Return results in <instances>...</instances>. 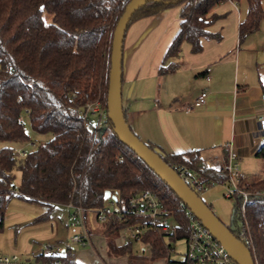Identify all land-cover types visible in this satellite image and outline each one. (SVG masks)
Returning a JSON list of instances; mask_svg holds the SVG:
<instances>
[{
    "label": "trees",
    "instance_id": "obj_1",
    "mask_svg": "<svg viewBox=\"0 0 264 264\" xmlns=\"http://www.w3.org/2000/svg\"><path fill=\"white\" fill-rule=\"evenodd\" d=\"M128 1L0 0V230L13 197L45 205L46 215L55 204L68 202L96 211L108 200L104 191L115 197L112 201L119 208L131 193L148 188L171 215L170 232L164 234L149 226L134 240L139 248L133 250L129 238L118 246L110 243L109 248L115 255L125 256L126 264H151L159 258L169 260L170 242L186 238L185 206L119 141L107 113L101 120L83 117L84 105L94 100L100 101L107 112L110 42ZM222 1L154 0L132 14L128 25L163 8L181 5L178 30L165 50L159 75L177 67L163 63L178 53L182 41L189 43L190 51L195 53L201 49V37L218 38L205 27L215 17L210 11ZM245 1L246 13L238 24L239 40L256 30L264 19L261 0ZM261 90L264 96V85ZM22 114L27 116L34 133L49 134V138L20 158L13 146L29 139ZM144 143L169 167L191 169L204 183L222 184L227 180L226 153L222 165L214 169L205 166L197 149L164 154ZM255 156L264 159V143ZM16 170L17 184L13 181ZM239 186L251 195L243 207L240 198L233 197L232 223L227 228L237 237L241 232L249 241L247 248L254 264H264V178L249 183L240 178ZM254 191L257 194H252ZM147 223L143 217L119 216L115 211L102 223L101 234L114 238L127 226ZM38 258L81 264L68 245L56 255Z\"/></svg>",
    "mask_w": 264,
    "mask_h": 264
},
{
    "label": "crops",
    "instance_id": "obj_2",
    "mask_svg": "<svg viewBox=\"0 0 264 264\" xmlns=\"http://www.w3.org/2000/svg\"><path fill=\"white\" fill-rule=\"evenodd\" d=\"M180 9L181 5L163 8L126 28L121 60L126 123L141 141L161 153L199 150L206 167L219 168L226 153L227 162L236 164L243 178L260 159L255 152L264 143L258 130V118L264 114V19L239 40L246 1L218 3L210 11L213 21L205 27L218 38L201 37V49L195 53L182 41L178 53L163 63L177 67L159 75L165 50L178 30ZM202 89L207 91L204 103L188 108ZM94 232L90 246L83 248L93 255L90 264H126L125 256L110 251L101 231ZM122 232L113 238L114 246L123 242ZM167 263L159 258L151 264Z\"/></svg>",
    "mask_w": 264,
    "mask_h": 264
},
{
    "label": "built area",
    "instance_id": "obj_3",
    "mask_svg": "<svg viewBox=\"0 0 264 264\" xmlns=\"http://www.w3.org/2000/svg\"><path fill=\"white\" fill-rule=\"evenodd\" d=\"M206 80L209 79L207 74L204 75ZM207 91L205 89L193 99L192 104L188 108L201 106L206 98ZM95 116L99 120L105 118L106 112L102 104L98 100L88 102L83 108V117ZM258 130L264 135V114L258 118ZM33 145V143H30ZM17 157H25L28 153L24 147L14 148ZM227 180L222 183L225 189V195L228 198L237 196L240 198L242 207L247 201L250 192L243 190L239 186V171L236 164L227 162ZM174 171L192 190L198 192L206 189L208 186L214 185L210 181L204 183L196 172L188 168H177ZM16 189V186L13 185ZM252 194H257L256 191ZM67 207V223L73 229L69 238L71 243L78 245L80 248L90 246V229L87 226V214L90 210H85L79 204L68 202ZM119 215H130L143 217L147 224L142 226L134 225L123 228V233L130 240H138L141 232L153 226L159 229L161 233L168 234L172 227V219L167 208L163 205L155 192L145 188L131 193L127 199L120 203L119 208L115 206L111 198L105 202L103 207L96 211H91L93 218L100 224L106 222L107 216L115 212ZM184 216L187 222L188 234L185 240V251L183 258L178 261L168 260L167 264H237L231 257L229 252L211 235V233L200 223V221L187 209H184ZM121 218V217H120ZM237 237V236H236ZM244 245L248 247L249 241L240 232L237 237ZM59 251L49 246H41L37 253H31L30 257L21 258L15 253L0 252V264H59L58 259L41 260L38 256H46Z\"/></svg>",
    "mask_w": 264,
    "mask_h": 264
},
{
    "label": "rangeland",
    "instance_id": "obj_4",
    "mask_svg": "<svg viewBox=\"0 0 264 264\" xmlns=\"http://www.w3.org/2000/svg\"><path fill=\"white\" fill-rule=\"evenodd\" d=\"M261 7L264 9V0H261ZM24 130L29 139L23 144L15 145L14 148L24 147L31 151L35 145L42 143L49 138V134H36L29 125L25 114L21 116ZM30 143H33L31 145ZM11 146L13 144H10ZM195 172V171H194ZM249 174L243 175L244 183L252 180L264 178V159H256L255 163L250 165ZM14 183L19 181V172L14 171ZM197 195L211 209L215 216L227 227L231 226L233 213V198L225 195L223 184L214 183L206 189L197 192ZM46 212V206L36 202H28L13 197L8 202L5 210L3 227L0 230V252L15 253L21 258L30 257L31 253H37L41 246L63 247L68 245L76 251V259L82 264H90L93 261V255L89 250L82 249L78 245L71 243L69 238L73 229L67 223L68 209L64 204H55L52 209ZM87 214V226L91 231H101L102 224L98 223L90 211ZM93 234H97L94 232ZM126 241L127 235L123 233ZM106 241L113 244V238L105 237ZM140 244L132 240V249L139 248ZM185 251V240L177 239L170 242L167 252L168 259L178 261L183 258ZM114 254V253H113ZM147 256V250L144 251ZM117 255V254H116ZM110 256H112L110 254Z\"/></svg>",
    "mask_w": 264,
    "mask_h": 264
},
{
    "label": "water",
    "instance_id": "obj_5",
    "mask_svg": "<svg viewBox=\"0 0 264 264\" xmlns=\"http://www.w3.org/2000/svg\"><path fill=\"white\" fill-rule=\"evenodd\" d=\"M154 0H129L114 26L109 51V69L105 96L106 113L119 141L126 145L144 164L150 168L177 196L211 235L229 252L237 264H254L251 253L225 226L192 190L173 168L141 141L129 128L124 118L121 103V60L123 38L132 14L142 5ZM105 198L115 199L108 191Z\"/></svg>",
    "mask_w": 264,
    "mask_h": 264
}]
</instances>
